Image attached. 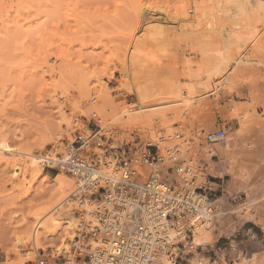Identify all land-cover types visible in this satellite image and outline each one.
<instances>
[{"label":"rangeland","instance_id":"rangeland-1","mask_svg":"<svg viewBox=\"0 0 264 264\" xmlns=\"http://www.w3.org/2000/svg\"><path fill=\"white\" fill-rule=\"evenodd\" d=\"M184 3V0H0V147L40 159L66 150L76 133L85 136L97 133L93 140L102 137L103 145L107 142L113 147L127 145L143 151L148 144H159L163 156L176 143L175 133L181 139L190 138V147H198L202 141L200 131L206 135L222 129L225 136L240 121L245 122L246 138L257 140L256 143L259 138L264 140V18L247 12L242 18L232 19L234 23L228 17L217 18L215 31L211 33L186 29L158 33L143 29L133 35L139 22L166 18L176 22ZM205 8L196 4V23L209 9ZM235 23L239 28L233 26ZM253 31L255 39L245 43ZM236 37L245 38L240 39L239 46ZM133 50L142 56L137 66L128 61L135 53ZM222 53L230 58L227 67L207 80L206 71L218 63ZM204 82H208L207 90L197 86ZM135 83L142 85L148 96L147 103L141 106L165 105L150 112L160 113L161 117L108 126L111 116L138 108L131 91ZM171 84L182 87L183 93V87L191 84L192 104L183 106L161 94ZM96 119L100 121L98 126ZM151 135L163 138L159 142ZM94 152L101 153L96 149ZM210 161L198 158L204 173L209 170ZM39 164L35 173L29 171L21 180L10 165L0 160V264L34 261L37 256L33 258L29 246L20 239L28 237L38 221L47 224L66 206L57 203L59 193L53 181L60 172L44 170ZM171 165L174 166L165 162L159 170ZM222 175L218 178L206 175L202 191L208 201L224 196L233 184L230 176ZM81 194L82 198H89L87 192ZM81 194L67 200V205L76 207L72 201L77 202ZM237 194L225 200L227 207L232 203L245 209L246 195ZM73 213V217L80 219L77 211ZM62 219L69 217L63 215ZM61 226L53 233L42 229L40 253L55 257L63 250L70 257L76 256L72 248H77L75 242H67L65 250H56L63 237ZM259 236L255 253L264 247L263 237ZM90 241L80 240V245L88 251ZM77 252L81 253L78 248ZM255 253L239 256L238 262L252 264ZM233 254L232 249L229 255ZM78 261L76 264H82V260Z\"/></svg>","mask_w":264,"mask_h":264},{"label":"built area","instance_id":"built-area-1","mask_svg":"<svg viewBox=\"0 0 264 264\" xmlns=\"http://www.w3.org/2000/svg\"><path fill=\"white\" fill-rule=\"evenodd\" d=\"M100 121L95 120L96 126ZM76 133L66 150L67 160H58L45 155L43 169L64 171L78 180L79 191L92 190L89 195L94 203L91 220L78 223L76 243L84 240L101 241L91 254L78 255L72 247L75 262L82 264H162L163 257L173 264H233L239 256L252 255L257 251V240L246 237L233 247L197 246L191 244L192 232L187 223L193 215H203L208 200L203 186L194 189L177 187L176 180L167 181L154 173L161 163L158 147L146 145L141 151L137 147L103 145L102 137L93 140ZM224 131L218 129L205 136L207 142L220 141ZM100 150L97 154L94 150ZM48 156V157H47ZM169 162L174 166L165 168L169 175H180L185 182L187 169L174 164L175 154ZM146 168L151 170L145 175ZM190 183V182H189ZM184 224L179 229L180 224ZM178 230L174 241L168 232ZM81 238H80V237ZM83 239V240H82ZM88 249V248H86ZM234 251L233 256L229 251ZM26 264H75L63 254L55 257L37 251L34 261Z\"/></svg>","mask_w":264,"mask_h":264},{"label":"bare ground","instance_id":"bare-ground-1","mask_svg":"<svg viewBox=\"0 0 264 264\" xmlns=\"http://www.w3.org/2000/svg\"><path fill=\"white\" fill-rule=\"evenodd\" d=\"M184 2L185 3L182 5L181 12L178 16L179 17V20H177L178 22L177 21L171 22L169 21L171 19L168 20L167 18L162 20L155 19L154 22H151L153 20L151 21L149 20L150 22L144 21L142 22V24H140L139 22L133 29V35L135 36L137 32L143 31V29L147 31L150 30L157 32L159 31L158 33L160 32L163 33V31L167 32V30H176V29H181V30L186 29V31L191 30L192 32H194L195 30H201L200 32L204 31L207 33H211L215 31L214 29L215 21L220 19L221 17H228V20L231 19V21L233 22V20L235 21L237 18L240 17L242 18V16H246L247 12H253V14L256 13V15L257 14L259 16L261 15L264 18V0H184ZM196 4H200V5L203 4L204 8L205 5L209 7L207 12L204 11L202 13V17H200L202 19L201 21L199 20L197 23L196 20L198 17L196 18L195 13L199 8L197 6L196 9ZM206 8L205 10H207ZM192 13L193 16L191 15ZM217 22L216 24L218 25ZM179 23L181 24L178 25ZM233 26L235 28H239V24L237 23H235ZM255 36L256 35L253 31L252 34L247 36V39L244 38L245 43H251L255 39ZM238 39L239 40L236 42L237 45L239 46L238 43H241V41L242 40L244 41V39L242 38H238ZM136 48L137 47H135V49ZM238 48H241V46ZM136 51L138 52V50ZM136 51L135 53L132 52L131 56H129L130 59L128 57V61L129 60L131 61V63L129 62L130 64L135 65L142 59L141 54L136 53ZM220 58L218 63H216V65H214L213 68L206 71L208 75L207 80L211 79L215 75H220L225 70V67H227L226 65L230 61L228 55L222 53L220 55ZM207 83L208 82L199 83L197 84V86L202 90H207L208 89ZM165 87L166 90H164L161 94L167 95L168 99L177 101L179 104H183V106L184 104H189V103L192 104L191 102L194 100V92H193V86L191 84H186L183 87L185 93L182 92V87H180L177 84L176 85L171 84ZM131 91L136 97L138 108L111 116L107 123L108 126L118 125L121 123H125L127 121L149 122L155 117L158 118L161 117L160 113H150V112L158 110L164 107L165 105L141 106L147 103L146 100L148 99V96L145 94V89L142 85L135 83ZM93 114L95 113L93 112ZM208 131H211V129H208ZM246 131L247 129L245 127V122L240 121V123L237 124L236 127L227 131L226 135L223 136V138L220 141L211 142V143L205 140L204 136L206 135H204L200 131V136L202 141L201 144L199 143L200 146L198 147H192V146L190 147L191 145L190 138L184 137L181 139L180 137L181 135L179 136L178 133H175L173 137L174 139H176L175 140L176 143L175 144L171 143L173 144L172 147L170 149L168 148L166 152L164 149H161L163 154L164 152L166 153V155L163 156L160 152V148H159L160 145L156 144V146L158 147L161 163H159L155 167L156 170H154V173L158 175V177L161 179L166 178L167 181H171L172 179L176 180L178 188L186 187L192 190L199 186H203L202 184H204L205 182L206 175L218 176L216 175L218 173L221 175L223 174L231 177V182L233 184L229 185L226 191L227 193L224 196L218 197L212 201L207 200L205 205L206 208L203 215H193L188 218L187 223L190 226H192L191 244L193 247L211 245L212 243H214L216 239V235H214V231L217 230L216 228L221 230L223 227L228 226L229 223L230 225H232L231 215H233L234 218L235 219L237 218L238 220V218L241 216L240 211L242 210L241 207H239L240 205L238 207H235V205H230V207H227V204L225 203L226 199L234 196L237 193L245 194L247 197V203L245 204L246 207L245 206L242 207H245L247 211L256 210L255 213L256 215H260V216L264 215V140L259 138L258 139L259 143H256L257 140L254 141L252 139H248L245 137ZM171 136L169 137L167 136V138L170 139L172 138ZM149 137L155 138L156 140L158 139L159 142H161L160 140H162L163 138V136L156 137V135H151ZM162 145L163 143H161V146ZM63 150L64 151L59 150L60 157L58 158V160H67V158L70 156L67 150L65 149ZM171 154H175V161H176L174 163L175 165L179 163L181 164V166L187 169L188 171L186 175V180L188 181L187 185H184L185 182L183 181V178L180 175L167 174L165 168L168 167L162 166L161 170H159V166L161 164L163 165L165 162L170 163L168 160L171 157L170 156ZM24 157L26 158L28 157L29 159L26 161L25 159H23ZM49 157L52 159H56V156L53 157L49 156ZM199 157L205 158L208 162L211 160V158H216L217 160L210 161L211 163L209 164L210 165L209 170L207 171V173H204L203 169L199 168L197 162ZM43 158L39 159L38 156H34L31 154H23L18 152L17 150L16 151L8 150L4 147H0V160L2 159L5 163L10 165L13 173L20 176L21 180L25 179V174L28 173L29 171L35 173L36 167L38 166L39 162H41L42 165L44 164ZM144 170H145V175H147L151 169L146 168ZM59 172L60 173L55 176V179L53 181L56 184V190L59 193V198L57 203L58 204L63 203L64 205H66L62 210V213L59 214V216L51 218L47 224H43V222L38 221L35 224V226L31 229L28 237L20 239L21 243L23 242L25 245L29 246V251L31 252V256L33 258L37 256V251L43 248L42 237H40V232L42 231V229L47 231L48 233H53L56 227L59 226L60 224L64 226L63 237L60 241L61 246L58 247L56 250L61 248L65 250L66 249L65 244L67 242L70 243L75 242V245L81 251V253L78 252V254L82 255L83 252L91 254L94 252L96 247H100L103 244L100 240L95 241L90 239L91 241L88 244V247H90V249L87 251L84 249L83 246L80 245V242L76 243L75 238L79 235L78 223L80 222L81 219L86 220V222L88 220H91L92 209L94 208L93 207L94 203L92 206V201L89 198L87 199L82 198L83 196L81 193L87 192V194L90 195L92 193V190L79 191V183L75 177L71 175L67 176L65 172L62 170ZM40 174L41 173H39V175ZM74 180L76 181L75 182L76 186L74 185ZM74 187H76V189ZM78 194H81L80 198L77 197L78 201L77 202L72 201L76 207L68 206L67 200L73 199ZM74 211H77L80 214V219L73 217ZM63 215L68 216L69 219L63 220L62 219ZM253 218H257V216ZM258 224L264 229L263 216L262 218H260V221H258ZM183 226L184 224L181 223L179 229H181V227L183 228ZM178 232H179L178 230H170L168 232L170 237L169 240L174 241V238L176 237ZM59 254H63L69 262H72L73 260L74 263L76 264L75 260L73 259L74 254H72L71 255L72 257H70V255H68L63 250ZM251 260L253 261L252 264H264V252L255 254L254 258H252ZM161 262L162 264H173L170 261H167L164 257L161 260ZM234 264H239V263L234 262Z\"/></svg>","mask_w":264,"mask_h":264},{"label":"crops","instance_id":"crops-1","mask_svg":"<svg viewBox=\"0 0 264 264\" xmlns=\"http://www.w3.org/2000/svg\"><path fill=\"white\" fill-rule=\"evenodd\" d=\"M216 175H218V176H211V175H209V176L212 178H214V177L218 178L220 174H216ZM208 184L209 185H215L212 182H208ZM233 201H235V200H233ZM228 205H232V203L228 204ZM236 206L237 205H235V207ZM240 213H241V216L238 218V220H237V218L235 219L233 215H231L232 225L229 224L228 226L223 227L221 230L216 228L217 230L214 231V235H216V239H215V242L213 244H217V243H220V245L236 244L237 242L244 240L246 237H250L252 239H256L257 241H259V239H260L259 235H261V237H263V240H264V229L258 224V221H260V218H262V216L264 217V215H261V216L256 215L255 210L247 211L246 209H242L240 211ZM255 215L257 216V218H253V217H256ZM246 217L248 218V220ZM250 220H252V221H250ZM239 222H242V223H239ZM237 223H238V225H237ZM262 250L263 251H261V252H264V247L262 248ZM261 252H257L255 254H258ZM218 264H224V263L219 262Z\"/></svg>","mask_w":264,"mask_h":264},{"label":"trees","instance_id":"trees-1","mask_svg":"<svg viewBox=\"0 0 264 264\" xmlns=\"http://www.w3.org/2000/svg\"><path fill=\"white\" fill-rule=\"evenodd\" d=\"M262 251V250H261Z\"/></svg>","mask_w":264,"mask_h":264}]
</instances>
